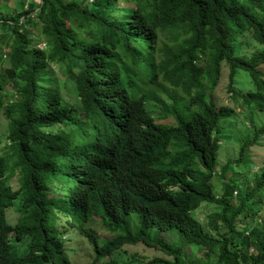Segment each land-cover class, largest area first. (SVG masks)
<instances>
[{"label":"trees","instance_id":"1","mask_svg":"<svg viewBox=\"0 0 264 264\" xmlns=\"http://www.w3.org/2000/svg\"><path fill=\"white\" fill-rule=\"evenodd\" d=\"M2 119L0 264H264V0H0Z\"/></svg>","mask_w":264,"mask_h":264},{"label":"rangeland","instance_id":"2","mask_svg":"<svg viewBox=\"0 0 264 264\" xmlns=\"http://www.w3.org/2000/svg\"><path fill=\"white\" fill-rule=\"evenodd\" d=\"M122 4L123 5H127L126 2H122ZM247 83L248 82L246 81L245 82V86L247 85ZM225 84H226V80H224L221 83L220 88L218 90V93L223 98L224 102L228 103L230 101L229 100V96H227V94H225V91H224V88H223L225 86ZM67 89H68L66 91L67 97L70 100L73 101L75 99V95L73 93V89L71 88L70 85L67 86ZM238 121L239 122L244 121L247 124L251 123L250 117L249 116H245V115L239 116L238 117ZM2 124H5V120L4 119L0 120V131L4 130V127H3ZM241 127H243V126H240V128ZM226 139L229 140L228 138H226ZM227 142L230 143L229 141H227ZM250 152H251V155L253 157L254 166L252 168H251V166L246 167V169H244V174H246V177L248 178L249 182L252 183L251 181H252L253 175L255 173L257 175L260 172V170L264 168V146L263 145H254V146H252L250 148ZM236 153L237 152H235V154ZM236 156H237V154H236ZM226 160H227V157H224V155L222 154L221 155V160H220V165H219L218 168L222 167V164H225ZM238 177H240V176L238 175ZM216 188H217L215 190L216 195L221 194L222 191H223L222 190L223 186L219 185ZM216 210H218L216 205L210 204V203H203V205L196 211V216L198 217L200 222L204 225L206 231H208L212 235L218 236L220 234L219 233L220 230L218 231V230L213 229L211 224L208 223V217H209L210 213H212V212H214ZM98 234L100 235L101 239H104L105 237H108V231L105 230L103 227H99L98 228ZM74 244L78 245L79 241L77 240ZM123 250H126L128 252L127 255H131V254H136V255H139V256L140 255H146L149 258L155 256L156 253H157V250H155V249L153 250V249H150L148 247H145V245H143V244H139L137 246H133V245L125 246L123 248ZM194 252H195V249H194ZM122 254H124V253L117 252L116 256H120ZM70 257L72 259H75L76 261H78V262H76V264H83V263L86 264V263L92 261L95 256H94V251L93 250L91 251V249H85L84 253H83V251H82V249L80 247V251L77 252V253H74V254L70 253ZM146 260H147V258H146Z\"/></svg>","mask_w":264,"mask_h":264},{"label":"clouds","instance_id":"3","mask_svg":"<svg viewBox=\"0 0 264 264\" xmlns=\"http://www.w3.org/2000/svg\"><path fill=\"white\" fill-rule=\"evenodd\" d=\"M259 115V114H258ZM260 115H262V114H260ZM84 241V245L87 247V249H90L87 245H88V242L86 241V239H84L83 240ZM92 250V249H91ZM70 256V255H69ZM71 258V257H70ZM72 259V258H71ZM73 260H75V259H73ZM84 264V263H83Z\"/></svg>","mask_w":264,"mask_h":264}]
</instances>
